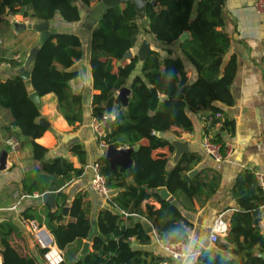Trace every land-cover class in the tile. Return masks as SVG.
Wrapping results in <instances>:
<instances>
[{
  "label": "trees",
  "instance_id": "16d2710c",
  "mask_svg": "<svg viewBox=\"0 0 264 264\" xmlns=\"http://www.w3.org/2000/svg\"><path fill=\"white\" fill-rule=\"evenodd\" d=\"M81 1L84 6H91L93 0ZM155 1L157 7L147 3L149 22L145 30L163 44L162 49L167 55L163 57L158 51H150L143 59V77L135 76L130 84L128 105H121L114 117L109 116L105 121L107 133L104 140L107 143L116 147L140 144V148L131 153L133 165L130 169L121 166L112 169L105 155L98 159L109 186L120 191L109 199L114 209L100 208L96 221L92 217L94 205L87 197L88 193L77 192L69 203L71 194L65 185L83 173V165L87 162L84 145L77 143L71 146L82 165L80 167L64 156L51 157L50 149L37 141L49 128L39 122L40 108L30 99L24 79L20 74L0 79V106L9 109L13 116L6 130L11 136L24 138L21 144L30 146L33 159L42 164L41 168L25 174L23 190L31 195L35 191L56 193L55 207L44 204L41 199L27 200L20 219L37 220L40 225L48 227L65 255L62 264H159L163 260L172 261L170 257L138 247L151 244L154 234L147 233L134 214H141L151 221L160 239L185 241L190 223L180 206L163 199L151 189L167 187L175 197L186 195L192 198L208 186L206 176L202 177L204 170L190 180L185 178V174L199 164V153H185L170 170L167 169L169 159L166 154L155 156L153 153L166 146L173 150L168 139L160 133L173 132L179 136L173 128L193 131L190 112H217L221 110L217 103H234L231 86L238 64L235 54L227 59L231 38L224 29L225 0ZM5 13H21L29 19L35 13L37 19L49 21V24L57 14L67 22L81 19L80 7L73 0H0V20ZM138 16L133 1L120 3L110 7L92 28L91 68L94 89L99 90L93 97V116L103 118L105 113H113L115 90L127 85L140 61L138 56H134L114 71L115 60H120L132 47V39L138 38L143 28L138 23ZM187 31L189 37L181 39ZM39 48L31 67L34 90L41 96L54 93L57 109L69 125L83 123L84 95L74 92L71 84L79 76V71L69 70L83 58L80 37L54 30L43 44H39ZM8 63L10 66L21 65L16 60ZM189 65L196 74L193 81L189 78ZM152 87L165 95L154 111L150 109ZM210 129L207 128V134ZM222 140V133L212 138L213 142L222 143L225 153ZM130 177L135 184L128 182ZM233 192L242 209L233 214L230 230L223 240L217 242V247L202 252L201 261L204 264H264V257L259 254L264 252V235L259 225L264 195L260 192L255 173L248 169L239 173ZM150 200L158 201L161 206L156 207ZM69 204L71 211L67 219L62 210ZM125 212L130 215H125ZM20 232L21 228L13 218L0 220L3 264H39L37 256L23 255L13 245L14 236ZM84 241L91 243V251L78 259L77 254ZM46 250L40 245L37 247L38 256L44 261Z\"/></svg>",
  "mask_w": 264,
  "mask_h": 264
},
{
  "label": "crops",
  "instance_id": "0c3cea01",
  "mask_svg": "<svg viewBox=\"0 0 264 264\" xmlns=\"http://www.w3.org/2000/svg\"><path fill=\"white\" fill-rule=\"evenodd\" d=\"M255 2L256 0H225L223 8L224 29L231 38L227 59L232 54H235L238 64L237 74L231 86L234 103L232 105L217 103L223 113V118L217 120L214 124H207L203 120V115L210 113V111L190 112L189 116L194 123L193 131L188 132L173 128V130L178 131L179 136H176L173 132H163L167 139L174 137L189 141V151L199 153L201 156L199 164L193 169L197 168L199 172L204 170L202 177L206 176L208 185L202 192L192 198L186 195L175 197L171 194L174 196L172 202L178 203L182 214L190 223L187 228L188 237L185 240L189 256L185 259L172 260V264L203 263L201 261L202 252L205 249L217 247V243H211L210 241V230L216 219L221 217L228 224L230 230L233 214L242 209L238 197L233 192L239 173L247 169L254 173L264 172V15L257 12ZM98 3L99 1L93 0L91 6L80 7L81 19L79 21L67 22L60 14H57L53 23L50 24V28L60 32L74 33L82 41L83 58L69 70L79 71V76L75 78L77 83L72 84L73 79L71 84L74 92L84 95V122L81 124L76 123L73 126L69 125L57 109L55 94H46L41 96V106L39 108L41 112L40 118H45L49 122V130L41 138L37 139L40 144L50 149L51 157L64 156L72 160L77 167L82 165L78 157L71 151V146L77 143L84 145L87 152V162L83 165V173L65 185L67 186V191L71 194L69 196L70 199L68 198L69 203L73 201L74 194L77 192L88 193L87 197L92 200L94 205L92 216L94 221H96L100 208L108 207L114 209L110 206L109 199L92 191L91 180L93 171L89 167L103 155L91 127V120L94 117L92 114L93 97L94 94L99 93V90L94 89L91 68L92 28L90 29L86 26L89 10ZM137 20L143 28L133 49L135 56H138L136 53L142 41L148 39L151 42L150 51H158L161 56L165 57L167 52L162 49L163 44L158 42L154 35L145 30L148 27V17L139 15ZM30 21H32V18H25L21 13L15 15L5 13L2 15V20H0V79L2 80L16 74L21 75L30 49L40 44L39 32L35 30L18 32L13 26L14 22L27 23ZM9 60H16L21 65H4ZM129 60L121 64H119L120 60H115L114 71L116 72L120 65L128 63ZM56 65L61 67L59 63H56ZM84 67L86 68L85 72ZM142 68L143 60L140 59L125 86L130 87L135 76L140 75L143 77ZM189 78L191 81L196 78L195 71L191 65H189ZM118 92L119 90H115L116 97ZM88 95H91L89 101L87 99ZM159 97L160 102L165 98V95L159 92ZM45 100L47 101L46 103ZM111 116L114 117V114L112 113ZM12 121L13 116L10 110L0 106V144L1 149L6 148L8 150L7 166L4 170H0V220L7 217L13 218L21 228V232L14 236L13 245L23 255L34 254L37 256L39 264H46L38 256L37 247L39 245L30 226V221H34L39 225L38 221L20 219V212L26 206L27 200H42L41 197L22 198L23 195L27 194L23 190V177L31 170L41 168L42 164L33 159L30 146L21 144L24 138L21 139L9 135L6 127ZM227 123L231 124L228 125ZM209 127L211 129L208 132L209 134H207L206 131ZM218 133H222V142L225 144V153L227 152V157L223 161L211 159L203 147L205 135L213 138L217 137ZM12 137H16L19 141V148L16 150H11L9 145ZM74 138L79 140L71 143ZM144 142L146 143V140ZM174 151V147L171 150L170 147L166 146L155 150L153 154L159 156V154L165 153L169 159L167 169L170 170L176 165L172 163ZM128 182L135 184L132 177L128 178ZM154 189L155 191H152V189L151 191L156 192L158 188ZM119 191L112 190L111 197L117 195ZM260 192L263 194L261 189ZM35 193L41 194L39 191H35L33 194ZM150 202L158 208L161 206L158 201L150 200ZM146 203L147 201L143 202V209H145ZM66 206H69L71 211V205ZM141 216L147 219L145 216ZM69 217L70 214L66 218L69 219ZM149 222L151 223V221ZM259 225L261 233L264 235V204L260 207ZM39 226L51 233L45 224ZM155 232L154 228L152 232L154 237L151 244L138 245V247L152 251L157 255L168 257L158 246ZM225 237H221L220 240ZM133 241L135 242V240ZM256 251H258V247ZM259 254H264V252ZM3 260V255L0 252V264H3Z\"/></svg>",
  "mask_w": 264,
  "mask_h": 264
},
{
  "label": "water",
  "instance_id": "95a60500",
  "mask_svg": "<svg viewBox=\"0 0 264 264\" xmlns=\"http://www.w3.org/2000/svg\"><path fill=\"white\" fill-rule=\"evenodd\" d=\"M76 2L79 7H84V3L81 0H73ZM128 1H133L136 6V11L139 15L145 16L146 15V6L148 2H151L155 7H157V2L155 0H102L100 1L95 7H93L91 10H89L86 26L88 28H93L95 23H97L106 13V11L117 4L120 3H126ZM32 21L30 22H14L13 26L18 32H24L26 30H35L39 32V43L43 44L49 36L53 33L54 29L50 28L49 21L41 20L36 18V14H31ZM190 33L187 31L182 36L181 39H185L189 37ZM137 37H134L132 39V47L123 55V57L120 59L119 64L127 61L128 59H131L133 56H135V53L133 52V49L136 45ZM151 48V42L148 39H144L137 50V55L139 59L143 60L145 59L149 53ZM40 48L39 46H33L27 56L24 70L21 73L22 78L25 81V85L27 87V90L29 92L30 99L38 106H41V95L38 91L34 90L33 82H32V74H31V67L36 60L38 54H39ZM86 71V68L84 67V72ZM77 79H74L72 81V84H76ZM152 93V99L150 102V109L152 111L156 110L160 97H159V91L156 87L151 88ZM131 94V88L127 86H123L115 99V103L113 106V114L115 115L118 108L123 105L127 106L129 103V98ZM91 95H88L87 99L90 100ZM40 123L44 127H49V122L46 121L45 118H40ZM162 137H165V133H160ZM79 139L74 138L71 143L77 142ZM170 144L174 147L175 151L173 154V160L172 163L175 165L177 164L181 157L189 152V141L187 140H181L178 138L170 137L168 138ZM140 148V144L135 145L134 147H116L114 144H110L105 152V158L110 163L112 169H115L117 166H121L124 169H130L133 165V158L131 156V153L133 151H136ZM210 157V156H209ZM7 158H8V150L6 148H2L0 151V170H4L7 166ZM211 158V157H210ZM199 173V170L197 168L189 171L185 174V178L187 180H190L192 177L195 176V174ZM152 191H155V189H152ZM156 192L164 199L168 201H173L174 196L171 195L167 187H160L156 190ZM43 203L46 205H49L51 207L56 206V193L47 191L43 193L42 195ZM70 199V198H69ZM63 215L65 217L68 216L70 212V207L65 206L62 210ZM135 219L137 221H140L144 229L147 233H152L154 231L153 225L145 218H143L141 215H134ZM91 251V244L88 241H85L83 243V246L79 253L77 254L78 259H82L85 255L89 254ZM260 256H264V254H260ZM203 264V263H200Z\"/></svg>",
  "mask_w": 264,
  "mask_h": 264
},
{
  "label": "built area",
  "instance_id": "2783aa9c",
  "mask_svg": "<svg viewBox=\"0 0 264 264\" xmlns=\"http://www.w3.org/2000/svg\"><path fill=\"white\" fill-rule=\"evenodd\" d=\"M255 8L258 13L264 15V0H256ZM264 43V41H263ZM6 66H10L9 63H4ZM111 116L109 113H105L103 118H99L94 116L91 120V127L97 139L98 145L102 150V154L104 155L108 146L104 138L106 136V126L105 121L108 117ZM223 118V113L221 111L210 112L206 115H203V120L207 124H211L215 120H219ZM156 133V132H154ZM9 145L11 150H16L19 146V141L16 137H12L9 141ZM203 147L205 152L211 159L215 161H223L227 157V152L223 153L222 151V143L213 142L212 138L208 135H205L203 138ZM89 167L93 171V177L91 180V189L92 191L104 198L110 199L112 188L107 183V177L102 173L101 165L97 161ZM255 178L259 184V187L264 194V172H256ZM43 193H35V194H25L22 198L26 197H42ZM16 207V206H15ZM125 215H130L125 212ZM31 231L33 232L36 242L43 248H46V252L44 254V258L46 264H62L65 259V255L63 251L58 247L55 242L53 235L45 228L39 226L36 222L30 221ZM229 227L228 224L221 218L218 217L210 230V241L211 243H217L220 241L221 237L226 236L228 234ZM157 244L162 251H164L168 257L172 260L185 259L189 256L188 249L185 241L178 242H170L164 241L157 236ZM133 239V238H131ZM159 264H172L171 260H163Z\"/></svg>",
  "mask_w": 264,
  "mask_h": 264
},
{
  "label": "rangeland",
  "instance_id": "374dc122",
  "mask_svg": "<svg viewBox=\"0 0 264 264\" xmlns=\"http://www.w3.org/2000/svg\"><path fill=\"white\" fill-rule=\"evenodd\" d=\"M47 101L45 100V103H46ZM22 139V138H21ZM19 148V147H18ZM39 223V225L41 224L40 222H38Z\"/></svg>",
  "mask_w": 264,
  "mask_h": 264
}]
</instances>
